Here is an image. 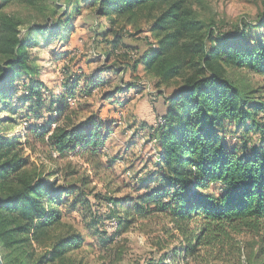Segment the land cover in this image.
Returning <instances> with one entry per match:
<instances>
[{"label": "rangeland", "instance_id": "rangeland-1", "mask_svg": "<svg viewBox=\"0 0 264 264\" xmlns=\"http://www.w3.org/2000/svg\"><path fill=\"white\" fill-rule=\"evenodd\" d=\"M91 4V0H44L38 10L15 0L2 6L4 14L22 21L20 36L27 26L46 25L45 32L31 35L29 70L18 73L7 85L6 96L0 97V137L16 144L24 168L41 182L44 205L56 198L50 205L60 213L57 231L82 238L68 257L73 264H264V232L246 229L228 246L233 249L220 253L210 247V251L195 248L188 254L191 245L168 219L147 212L156 207L150 196L165 205L170 203L171 191L159 172L160 145L151 132L137 130L160 122L158 106L154 108L156 94L170 97L179 81L157 88L141 66L135 72L124 67L147 51L149 44H157L150 26L162 8H147L149 12L140 8L134 16L109 17L94 14ZM187 4L201 24L212 23L222 33L233 32L242 23L247 25L249 38L264 30L256 29L264 22V0H186ZM45 15H51L50 19L44 21ZM56 19L60 22L53 25ZM115 35L129 49L121 46L107 57L108 42ZM108 67L117 69L115 74ZM102 69L108 73L97 71ZM94 72L105 86L89 97L79 96V87L76 97L66 103L75 112L73 125L95 120L93 128L99 129L103 144L96 152L76 147L59 155L48 140L64 116L56 100L62 95V84L69 76L87 77ZM228 77L249 91L252 103L263 104L254 122L223 126L220 135L229 153L240 157L264 149V77L243 69L229 72ZM127 84L137 91L118 90ZM37 85L42 96L38 101L26 96ZM187 225L189 232L197 230L198 223ZM38 246L36 242L28 245L40 259L44 249Z\"/></svg>", "mask_w": 264, "mask_h": 264}, {"label": "trees", "instance_id": "trees-1", "mask_svg": "<svg viewBox=\"0 0 264 264\" xmlns=\"http://www.w3.org/2000/svg\"><path fill=\"white\" fill-rule=\"evenodd\" d=\"M14 1L2 0L0 5V97L6 96L7 85L18 73L29 70L27 47L33 44L31 35L45 32L46 26L32 24L20 36L18 26L22 21L2 12L4 6ZM91 1V7L96 8L94 14L103 16L130 17L140 8H162L150 26L157 44H149L147 51L128 63L129 68L124 67L135 72L141 66L157 88L179 81L170 97L156 94L164 107V113L157 115L160 122L155 127L141 126L137 130L151 132L160 145L159 172L166 189L171 191L170 203L165 205L150 196L156 207L147 212L168 219L191 245L188 254H193L195 248L210 251V247L220 253L230 248L234 238L246 229L251 233L264 232V149L238 157L229 153L220 135L224 124L238 127L254 122L263 109V104L252 103L249 91L231 81L228 75L243 69L264 77V30L249 38L247 25L242 23L235 31L222 33L212 23L201 24L186 0ZM17 2L41 10L39 5L44 0ZM51 15H45L44 21ZM59 22L56 19L52 23ZM110 22L116 21L111 18ZM263 27L264 22L256 29ZM108 44L107 57L121 46L129 49L121 36L115 35ZM108 68L113 74L117 71ZM104 70L97 71L108 73ZM103 84L95 72L87 77L69 76L62 84V95L56 100L59 113L64 116L48 140L51 149L59 155L76 147L96 152L102 146L103 137L99 129L93 128L95 120L73 125L75 112L68 110L66 100L75 98L79 87V96L89 97ZM137 89L128 84L118 88L124 92ZM28 90V98L41 99L40 86ZM15 147L16 144L0 137L1 261L3 264H73L68 255L81 245L82 238L57 231L61 227L60 213L51 207L56 198L47 200L49 206L44 205L42 184L26 171L25 161ZM193 222L198 223L197 230L189 232L187 224ZM30 242L44 249L42 258L35 257L36 251L28 247Z\"/></svg>", "mask_w": 264, "mask_h": 264}, {"label": "crops", "instance_id": "crops-1", "mask_svg": "<svg viewBox=\"0 0 264 264\" xmlns=\"http://www.w3.org/2000/svg\"><path fill=\"white\" fill-rule=\"evenodd\" d=\"M157 106H158V111H157L158 113L156 112V115H162L164 113L163 112L164 107H163V102H162L161 99L155 100V102H154V108L157 107Z\"/></svg>", "mask_w": 264, "mask_h": 264}, {"label": "water", "instance_id": "water-1", "mask_svg": "<svg viewBox=\"0 0 264 264\" xmlns=\"http://www.w3.org/2000/svg\"><path fill=\"white\" fill-rule=\"evenodd\" d=\"M0 264H3L2 261H1V258H0Z\"/></svg>", "mask_w": 264, "mask_h": 264}]
</instances>
